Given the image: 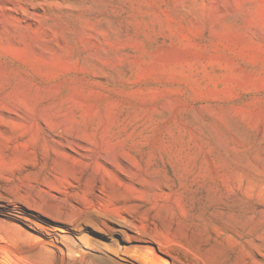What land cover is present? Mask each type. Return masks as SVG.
Wrapping results in <instances>:
<instances>
[{"label":"rangeland","instance_id":"374dc122","mask_svg":"<svg viewBox=\"0 0 264 264\" xmlns=\"http://www.w3.org/2000/svg\"><path fill=\"white\" fill-rule=\"evenodd\" d=\"M0 264H264V0H0Z\"/></svg>","mask_w":264,"mask_h":264}]
</instances>
